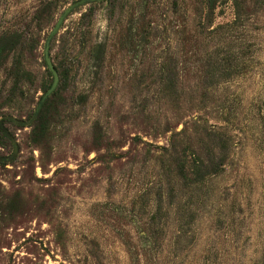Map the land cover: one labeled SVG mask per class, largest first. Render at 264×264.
<instances>
[{"label": "rangeland", "instance_id": "rangeland-1", "mask_svg": "<svg viewBox=\"0 0 264 264\" xmlns=\"http://www.w3.org/2000/svg\"><path fill=\"white\" fill-rule=\"evenodd\" d=\"M78 1L0 0L36 43L0 69V264H264V0L88 2L50 36ZM47 45L68 77L35 141ZM186 148L223 171L183 180Z\"/></svg>", "mask_w": 264, "mask_h": 264}, {"label": "trees", "instance_id": "trees-1", "mask_svg": "<svg viewBox=\"0 0 264 264\" xmlns=\"http://www.w3.org/2000/svg\"><path fill=\"white\" fill-rule=\"evenodd\" d=\"M105 1V0H104ZM202 6L206 8L208 11L207 15L212 14L216 8V5L218 3V0H202ZM93 3V2H92ZM234 8L236 10V13L238 14L239 5L237 3H234ZM237 22V21H235ZM28 46V50L31 48L33 49L36 45L34 40H31L29 42L26 41L24 35L20 33H13L8 36H2L0 37V69L2 68L3 62L6 59V57L10 53L16 52L18 49L21 51L25 45ZM102 46H95L93 49V54L96 58H100L102 54ZM45 61V60H44ZM46 66V63H44ZM217 63H214V66H217ZM223 70L229 66L228 61L225 60L222 61ZM47 68V66H46ZM55 70L58 73V76L60 77V86L57 88L56 91H54L51 95L46 96L47 91L51 88V85L48 82H45L42 91L44 93V96L40 97V100L38 102V109L33 111V113L30 114L29 119H31V129H32V135L35 141H38L39 139H42V129L43 125L45 123V120L48 118V116L51 114L52 107L58 99H60L61 92L65 90V85L67 81V75L68 72L63 68L62 64L59 63L57 65H54ZM47 75L51 78L52 74L46 70ZM10 78L13 80V85L15 88L18 84L24 82L25 80L30 79L31 74L25 70L22 57L20 54H17L14 57V63L11 67L10 71ZM53 79V78H52ZM23 123V122H21ZM4 133V131H1ZM4 136L7 137V135L4 133ZM216 132H214L213 137L215 139ZM209 149V148H208ZM8 159L6 157H0V164L5 165L7 163ZM222 162L225 163V156L222 160L218 162V164ZM177 169H178V175L183 178V180L189 182L190 184L198 183L199 180L201 182L210 175H217L222 170V167L217 166V164L214 162V166H216V170L209 172L202 171L203 169L207 168L203 155L198 153L197 151L191 150V148H186L180 153V159L177 160ZM146 239V237H145Z\"/></svg>", "mask_w": 264, "mask_h": 264}, {"label": "water", "instance_id": "water-1", "mask_svg": "<svg viewBox=\"0 0 264 264\" xmlns=\"http://www.w3.org/2000/svg\"><path fill=\"white\" fill-rule=\"evenodd\" d=\"M100 1H104V0H80V1L76 2L75 4H72L70 7H68L67 9H65L63 11V13L61 14V16H59V18H58V20H57V22H56L53 30L51 31L50 36H53V35L57 34V32L59 31V29H60L61 25L63 24L64 20L72 12V10L75 7L83 6L86 3H88V2H100ZM48 49H49V46L47 45L45 47L44 60H45L47 69L52 74V78H53V83L51 85V88L47 92V95L49 96L51 93H53V91L57 87L59 77H58V73L55 70L54 65H53V63L51 61V58H50V56L48 54Z\"/></svg>", "mask_w": 264, "mask_h": 264}]
</instances>
